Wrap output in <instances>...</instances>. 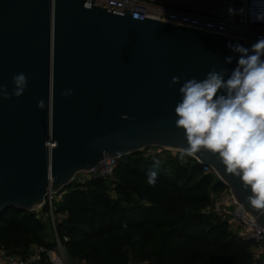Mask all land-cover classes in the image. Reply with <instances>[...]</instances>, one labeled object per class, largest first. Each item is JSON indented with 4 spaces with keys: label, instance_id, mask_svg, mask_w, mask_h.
<instances>
[{
    "label": "water",
    "instance_id": "obj_1",
    "mask_svg": "<svg viewBox=\"0 0 264 264\" xmlns=\"http://www.w3.org/2000/svg\"><path fill=\"white\" fill-rule=\"evenodd\" d=\"M92 2L0 0V86L11 94L14 74L28 80L19 98H0V215L42 207L49 192L68 188L106 157L153 145L186 150L175 124L180 84L203 80L213 68L227 69V79L239 58L227 45L254 44ZM173 76L180 84L169 87ZM189 156L209 165L264 228V211L249 203L250 189L218 154L201 149Z\"/></svg>",
    "mask_w": 264,
    "mask_h": 264
},
{
    "label": "trees",
    "instance_id": "obj_2",
    "mask_svg": "<svg viewBox=\"0 0 264 264\" xmlns=\"http://www.w3.org/2000/svg\"><path fill=\"white\" fill-rule=\"evenodd\" d=\"M155 173V183L149 175ZM117 181L109 195L105 179L72 181L61 193L56 231L70 257L100 245L103 264L148 261L152 264H253L251 243L230 230L228 221L213 213L210 193L225 186L204 173L191 156H145L137 151L119 158ZM48 210L42 206V212ZM43 226L34 211L9 208L0 215V249L27 257L41 243ZM94 249V248H93ZM35 264H50L44 255Z\"/></svg>",
    "mask_w": 264,
    "mask_h": 264
},
{
    "label": "clouds",
    "instance_id": "obj_3",
    "mask_svg": "<svg viewBox=\"0 0 264 264\" xmlns=\"http://www.w3.org/2000/svg\"><path fill=\"white\" fill-rule=\"evenodd\" d=\"M228 14L244 16L245 9L229 7ZM250 17L253 22H264V11L250 13ZM227 47L239 54L227 79V69L213 68L203 80L193 77L180 84L181 77L173 76L169 82V87L180 84L175 124L184 130L189 145L181 158L201 149L218 154L226 171L239 176L250 189L249 203L264 211V36L250 48L239 43ZM225 61L231 63L232 57ZM12 82L11 94L0 86V98L23 95L28 85L26 74H14ZM71 94V89L62 93ZM37 107L43 109L44 101H38ZM148 182L155 183V173H150Z\"/></svg>",
    "mask_w": 264,
    "mask_h": 264
},
{
    "label": "built area",
    "instance_id": "obj_4",
    "mask_svg": "<svg viewBox=\"0 0 264 264\" xmlns=\"http://www.w3.org/2000/svg\"><path fill=\"white\" fill-rule=\"evenodd\" d=\"M253 5L261 0H93L97 7L123 12L130 10L132 18L143 20V17L162 22L180 25L192 29L210 32L222 36L236 38L255 43L264 36V22H253L250 13ZM245 9L244 16L228 14V8ZM255 7V6H254ZM257 8V7H256ZM264 11V10H263ZM139 151L145 156L158 155L164 157L181 156V151L166 149L159 146H147ZM187 154L183 155L185 158ZM120 157L104 158L95 168L78 172L72 179L83 183L90 178L109 179L114 175V170ZM193 158V157H192ZM194 159V158H193ZM196 162L197 160L194 159ZM204 173L216 175L209 165H201ZM49 192L43 201L47 205V214L53 224L56 242L53 248L40 246L34 255L22 258L18 255H9L0 250V264H35L40 256L44 255L50 264H74L67 256L65 247L56 231L53 195ZM215 207L226 213L233 224L239 229L241 238L249 241L254 246L264 243V228L259 226L253 218L232 197L229 189L224 187L214 194Z\"/></svg>",
    "mask_w": 264,
    "mask_h": 264
},
{
    "label": "rangeland",
    "instance_id": "obj_5",
    "mask_svg": "<svg viewBox=\"0 0 264 264\" xmlns=\"http://www.w3.org/2000/svg\"><path fill=\"white\" fill-rule=\"evenodd\" d=\"M116 181H117V178L115 175H113L112 178L105 180L108 193L111 196H114L112 187ZM60 198H61V193H55L53 195V205L55 206L54 207L55 208L54 209V211H55L54 212L55 213L54 214L55 225L63 217V215L61 213L56 214L57 213L56 212L57 204H58V200ZM218 209L215 207L214 193H210V206H208L204 209L205 212L216 214L221 219L228 221V223L230 225V230L233 233H235L241 237L239 229L233 224V222L228 217V215L226 213L222 212L221 210H218ZM33 211L35 212L36 216L41 221L43 228L41 230L40 237H39L41 243H33L26 252L27 256L34 255L40 246H43V247L46 246V247L53 248L55 246V242H56L55 232H54V228H53V224H52L50 215L47 214V211L42 212V207H40L36 210H33ZM248 249L252 253V256L254 259L253 264H264V243L261 246H254L251 244V246ZM0 250H2V249H0ZM100 250H101L100 245H95L93 247L91 245H87V247H85V249L82 251V253L80 255L70 257V255L67 253V256H68L69 260L71 262H73L74 264H95L94 262L91 261V259L93 257H100L99 256V255H101ZM103 260H104L103 264H110V262L108 260H106L105 258H103ZM127 264H152V263H150L148 261L135 262V261L131 260Z\"/></svg>",
    "mask_w": 264,
    "mask_h": 264
},
{
    "label": "crops",
    "instance_id": "obj_6",
    "mask_svg": "<svg viewBox=\"0 0 264 264\" xmlns=\"http://www.w3.org/2000/svg\"><path fill=\"white\" fill-rule=\"evenodd\" d=\"M253 4H252V7L254 8L253 12H258V11H263L264 10V0H261V1L257 2V5H256V3H255V5H253Z\"/></svg>",
    "mask_w": 264,
    "mask_h": 264
},
{
    "label": "bare ground",
    "instance_id": "obj_7",
    "mask_svg": "<svg viewBox=\"0 0 264 264\" xmlns=\"http://www.w3.org/2000/svg\"><path fill=\"white\" fill-rule=\"evenodd\" d=\"M253 4V1L251 2V5ZM252 7V6H251Z\"/></svg>",
    "mask_w": 264,
    "mask_h": 264
}]
</instances>
